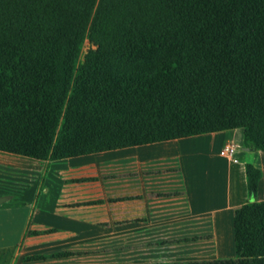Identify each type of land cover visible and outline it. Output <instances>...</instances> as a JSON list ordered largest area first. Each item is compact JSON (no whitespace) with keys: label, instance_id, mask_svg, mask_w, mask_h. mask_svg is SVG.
<instances>
[{"label":"trees","instance_id":"obj_1","mask_svg":"<svg viewBox=\"0 0 264 264\" xmlns=\"http://www.w3.org/2000/svg\"><path fill=\"white\" fill-rule=\"evenodd\" d=\"M236 128L264 151V0H0V151L53 161ZM245 171L237 257L151 264H264L263 171Z\"/></svg>","mask_w":264,"mask_h":264},{"label":"crops","instance_id":"obj_2","mask_svg":"<svg viewBox=\"0 0 264 264\" xmlns=\"http://www.w3.org/2000/svg\"><path fill=\"white\" fill-rule=\"evenodd\" d=\"M231 143L239 146L236 159L221 154ZM5 157L0 154L7 165L0 166V251L6 264L233 258L241 248L236 210L248 198L247 162L263 171L258 201L264 202V151L244 145L243 128L60 160L33 159L37 175L44 176L35 180L28 173L25 181L11 178L5 171L29 170L10 166ZM59 252L73 253L51 257ZM42 255L48 257L29 259Z\"/></svg>","mask_w":264,"mask_h":264},{"label":"rangeland","instance_id":"obj_3","mask_svg":"<svg viewBox=\"0 0 264 264\" xmlns=\"http://www.w3.org/2000/svg\"><path fill=\"white\" fill-rule=\"evenodd\" d=\"M96 48H97V45L95 43H93L89 40H85V43H84V46L82 49L81 58H80V65L81 66H83L88 61V59L91 55V52L93 50H95ZM0 154L7 156V157L1 158V159L5 160L6 163H10L11 164L10 166H24V170H29V172H27V171L23 172L22 170L21 171L20 170L19 171H15V170L5 171V173L7 172L8 174H10L9 176L11 178L19 177V178H22L23 181H25L24 179H26L25 177H26L27 173L29 174V178H31V180H35L36 179L35 176H39L38 179L44 178V176L41 177L40 175H37V165L35 164L36 161H34L33 159H28V158H23V157H12V158H10L11 155H5L6 153L5 154L0 153ZM0 166H3V168L5 169L6 167H4V166H7V165L4 164V162L0 160ZM5 173H3V174L5 175ZM42 181H43V179H42ZM42 181L40 180V184H42ZM74 181H81V180L75 179ZM7 185H9V184H7ZM39 187L41 189L42 185H40ZM208 237H209V235H205V238H208ZM2 252L3 251H0V254ZM71 253H73V252H71ZM77 253H80V252H77ZM1 255L3 256V258H0V262H3L2 264H6L5 255H3V254H1ZM70 264H73V262H71Z\"/></svg>","mask_w":264,"mask_h":264},{"label":"built area","instance_id":"obj_4","mask_svg":"<svg viewBox=\"0 0 264 264\" xmlns=\"http://www.w3.org/2000/svg\"><path fill=\"white\" fill-rule=\"evenodd\" d=\"M238 151L239 146L231 143L224 146V148L221 150V154L229 158L236 159L235 156Z\"/></svg>","mask_w":264,"mask_h":264}]
</instances>
